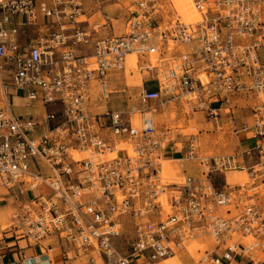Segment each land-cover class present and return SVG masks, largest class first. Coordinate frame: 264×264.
I'll return each mask as SVG.
<instances>
[{
    "label": "built area",
    "instance_id": "obj_1",
    "mask_svg": "<svg viewBox=\"0 0 264 264\" xmlns=\"http://www.w3.org/2000/svg\"><path fill=\"white\" fill-rule=\"evenodd\" d=\"M193 3L200 20L187 23L170 0H0V187L33 195L0 220V264H38L26 249L45 252L46 238L89 264L184 251L195 264H264V0ZM131 54L152 77L139 109L111 110L107 74ZM176 102L205 131L254 144L209 153L198 134L160 127L155 114ZM243 108L253 124L239 125ZM193 240L210 241L197 261Z\"/></svg>",
    "mask_w": 264,
    "mask_h": 264
},
{
    "label": "rangeland",
    "instance_id": "obj_2",
    "mask_svg": "<svg viewBox=\"0 0 264 264\" xmlns=\"http://www.w3.org/2000/svg\"><path fill=\"white\" fill-rule=\"evenodd\" d=\"M182 50H185L186 48L182 47ZM261 55L264 58V50L261 51ZM122 72H113L112 74H107V81L109 82V87L119 86L120 88L115 89L112 88L110 90V100L107 103L108 106L115 107L117 110H133V109H139V103H138V95L142 87L143 80H146L148 78H151L152 76H147L145 73H140L137 71L134 66H130L121 76ZM97 84L95 88H97ZM99 87V86H98ZM149 88H156V82H150L148 84ZM106 103V102H105ZM103 103L102 105H106ZM109 108V107H108ZM105 109V108H104ZM101 108L100 110H104ZM26 112L33 113V110L31 108H28ZM158 113V114H157ZM157 113L155 114L156 120H158V124L160 127L164 128L166 126L173 127L174 130H178V132H181L183 134H198L199 138L201 140V144L204 147V149L209 152H234L237 148V137L236 134L232 132H216V131H205L210 124L204 121V119L200 116V114L195 115H186L184 113V110L182 109V102L178 103H170L162 108H160ZM163 114V116H161ZM134 116L138 117V114H135ZM133 116V117H134ZM43 118V117H42ZM137 122V121H136ZM254 120L249 119L247 120L248 124H253ZM182 130H191V133H184ZM241 137H252V135H246ZM245 146H247V142H244ZM170 155V152L167 154ZM193 166V163L191 162H183L181 167L191 169ZM239 176H244L243 174H239ZM231 178V176L229 177ZM245 178V177H244ZM175 180V179H172ZM10 211H0V220L4 221L8 218ZM3 216V218H1ZM131 238V235L129 232L124 233V235L120 238V240L129 241ZM49 240L46 241L49 243ZM192 244L195 245L197 249L204 250L207 245L204 242L200 241H192ZM20 245H24V242H21ZM188 249L191 253L197 255L198 252L196 250H193L190 246H188ZM56 250L51 251L52 253ZM188 257L187 252H180L178 255L173 256V258L179 260L181 264H195V261L193 259H190ZM171 257L167 258L170 259ZM166 260V259H165ZM162 260V261H165ZM164 263V262H163ZM75 264H79L78 261H76ZM83 264V263H82Z\"/></svg>",
    "mask_w": 264,
    "mask_h": 264
},
{
    "label": "crops",
    "instance_id": "obj_3",
    "mask_svg": "<svg viewBox=\"0 0 264 264\" xmlns=\"http://www.w3.org/2000/svg\"><path fill=\"white\" fill-rule=\"evenodd\" d=\"M123 75V73L121 74V76ZM150 82L148 83H145V85H148ZM96 84L99 86V84L96 82V83H93L92 85V100H91V106L94 107L95 110L99 111V112H103L105 109V105L103 106L102 104L105 103L104 100H99V87L97 86V88H95ZM108 85H109V82H108ZM112 88H115V89H118L120 88L119 86H114V87H109V89L111 90ZM99 100V101H97ZM109 100H110V97H109ZM35 108H31L33 110V112H35L37 115L38 114H41V112H43V109L40 107V104L39 103H35ZM109 109L111 110H117L115 107H112V106H108ZM101 108H103L104 110H100ZM27 107H23L22 105V102L19 101L18 102V105L16 107V110L18 112H24V113H29V112H26L27 111ZM41 116V115H40ZM161 116H163V114H161ZM239 120H238V123L239 125L241 126V124L245 121L247 122V120L249 119H253V117L251 116V110L248 109V108H243L239 111ZM251 135V133L249 132H246L244 130H240L237 134H236V137H237V148L238 149L239 147L241 149H246L250 146H252L254 144V139L252 137H241V136H246V135ZM244 142H247V146H245V143ZM204 148V147H203ZM45 174L48 175V174H51L52 172L49 170V169H45L44 170ZM16 191L14 190H7L6 188H2L0 187V211H10L14 208H17L21 205L22 202H25L27 200H31V198H33V195L31 194H24V195H16L15 194ZM2 215V214H0ZM50 238H46L43 242L46 243L47 240H49ZM124 241V240H120V238H118L116 240L117 244L120 245L121 242ZM194 241H197V240H194ZM21 242H24V245L27 246V242L25 240H20V243ZM51 244H52V248H48L47 247V244L46 247L47 248H42L45 252H42L40 249L36 248V247H30V248H27L26 249V252L27 254H34L36 256H38L37 258V261H38V264H75L76 261L79 262V264H89L87 262V259L85 257H78L76 256V253L75 251L69 247L67 244H62L65 248V250L69 253V257L68 258H63V256L61 255V251H60V243L59 241H57V239H51L49 241ZM206 245H208L210 243L209 240H207L206 242H204ZM189 246L193 249V250H198L194 244H189ZM53 250H56L55 252H51ZM191 251V250H190ZM198 252V251H197ZM194 257H195V260L197 261V259L200 257V254L198 253L197 255L191 253ZM52 261H51V259ZM188 257L191 259V257L188 255ZM187 257V258H188ZM167 259V258H166ZM165 260V259H164ZM5 261L10 264L11 261H12V256L11 254L7 255L5 257ZM164 261H160L158 262L157 264H163ZM98 264H100V261L98 262Z\"/></svg>",
    "mask_w": 264,
    "mask_h": 264
},
{
    "label": "bare ground",
    "instance_id": "obj_4",
    "mask_svg": "<svg viewBox=\"0 0 264 264\" xmlns=\"http://www.w3.org/2000/svg\"><path fill=\"white\" fill-rule=\"evenodd\" d=\"M170 2L172 3L173 7H175L176 11H178V13L182 16L183 21H185L187 23H193V22L200 20V14L196 10L195 5L193 3V0H170ZM128 59H129V61H128V65H127L126 70L132 65L135 68L136 55L131 54ZM126 70H111V71H109V73L112 74L113 72H116V71L124 73ZM96 82L99 84L98 91L100 92V81L97 80ZM96 82H93V83H96ZM93 83L91 85H93ZM92 90H93V88H92ZM133 119L135 121H137L138 117L134 116ZM182 131L184 133H191L192 132L191 130H182ZM118 147L120 148L121 146H118ZM238 177H239V174H237L236 176L231 177V178L236 179ZM170 180L174 181V180H172V178ZM1 218H3V216ZM191 242L189 244H191ZM189 244H188V246H189ZM163 264H181V262L179 260L171 257L170 259H166Z\"/></svg>",
    "mask_w": 264,
    "mask_h": 264
}]
</instances>
